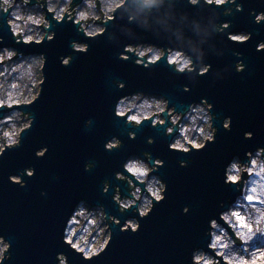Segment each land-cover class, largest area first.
I'll return each instance as SVG.
<instances>
[{
	"label": "water",
	"instance_id": "1",
	"mask_svg": "<svg viewBox=\"0 0 264 264\" xmlns=\"http://www.w3.org/2000/svg\"><path fill=\"white\" fill-rule=\"evenodd\" d=\"M81 2L73 0L69 9L73 15ZM237 2L243 3V12L222 16L221 20L231 21L230 32L252 33L251 39L244 44L227 42L225 45L218 37L217 48L224 49V55L209 53L207 63L212 65L213 71L225 66L232 70L215 82L209 73L195 84L176 76L163 64L149 70L136 66L134 57L129 61L118 59L114 44L103 37L86 39L77 33L71 21L60 25L52 21L50 30L56 32L52 42L41 46L17 45L5 20L0 18V36L4 37L0 50H5L2 49L5 46L16 49L17 52L12 50L16 53L13 59L19 53L27 56L42 52L47 57L42 74L45 81L37 101L32 105L31 102L13 105L11 109L0 107V119L12 111H20L27 119L32 113L35 118L31 129L23 134L21 146L0 157V235L12 244V258L6 264H57L58 252L68 255L69 264H191L192 249L207 250L208 221L218 219L219 213L240 196L235 188L223 184L225 165L234 156L244 160L245 152L264 147V51H256L257 43L264 41V23L255 24L254 17L249 15L252 9L264 11V0ZM140 7L141 0H130V10L138 11ZM97 8L101 18L96 23L103 26L105 20L102 21L98 0ZM184 11L191 15V10L177 6V0H164L159 11L153 9V18L163 19L171 14L176 19L169 22L178 23ZM43 12L45 20L49 21L51 13ZM41 27L46 31L43 24ZM190 27L189 23L187 35H192ZM223 39L227 41V36ZM72 40L87 43L88 53L73 52L69 46ZM233 51L242 55L237 58L232 55ZM68 55L73 57L70 66H61L59 58ZM238 59L246 65L245 71L240 73L235 71ZM4 63L6 60L0 65ZM117 80L126 85L122 91L116 87ZM183 85H188L191 91L183 92ZM136 92L164 96L178 111L207 98L217 117L215 143L184 155L169 151L171 137L164 136L163 128L154 129L149 123L140 129L127 126L123 120L115 118L114 105L119 97ZM226 117H231V131L222 126ZM87 120H92L90 127L85 126ZM129 131L137 132L136 140L128 138ZM248 131L254 134L251 140L244 139ZM113 136L123 141V147L109 153L104 144ZM150 136L155 138L152 145L146 143ZM43 146L48 152L43 158H37L35 152ZM146 152L153 159L165 162L156 175L167 185L166 199L156 204L147 218L140 220L141 228L135 234L130 230L120 232V226L110 225L113 235L107 250L93 261L82 260L62 241L69 215L83 200L91 209L103 206L121 223L133 218L132 211L120 214L112 201L116 186L121 188L122 195L128 192V178H124L125 183L117 181L114 172L122 171V164L128 158L144 153L147 156ZM181 159L190 161L187 167L179 166ZM89 161L95 167L85 171V163ZM25 168L35 169L33 177H23L26 187L9 181L10 175H19ZM105 180L112 184L106 195L102 194ZM132 187L130 185V190ZM221 202L224 207L220 206ZM185 206L190 209L186 215L182 213Z\"/></svg>",
	"mask_w": 264,
	"mask_h": 264
},
{
	"label": "clouds",
	"instance_id": "2",
	"mask_svg": "<svg viewBox=\"0 0 264 264\" xmlns=\"http://www.w3.org/2000/svg\"><path fill=\"white\" fill-rule=\"evenodd\" d=\"M73 0H0V18H3L8 26L11 37L15 44L24 46H41L44 42H52L56 32L51 31L52 21L57 25L70 22L77 33L83 34L88 40L105 38L109 43L116 46L118 59L122 61L133 60L138 67L154 69L157 65L163 64L176 76H183L195 84L200 77L212 74L215 80L223 79L224 73L231 71L230 66L213 71L212 65L207 63V56L212 53L217 56L224 55V49L217 48V38L220 42H231L233 44L247 43L252 36L250 32H230L231 21H222V16H230L234 13L243 12V3L237 0H177V6L186 10L180 14L178 23L175 17L166 14L165 18H153V9L159 11L164 5V0H141V7L137 10H130V0H99L105 24L103 31L96 23L97 13L95 11L97 0H82L77 5L76 18L68 13L65 19V10L72 4ZM31 4L29 8L28 5ZM11 10V12L9 11ZM47 10L51 13L49 21H45L46 31H38L29 24L38 25L39 16ZM227 13V14H225ZM249 15L254 17L253 22L257 25L264 23V11L257 12L252 9ZM10 16L17 22L10 23ZM23 17V25L19 22ZM141 17H143L141 19ZM91 20V23L81 21ZM190 23L192 35H187L186 27ZM155 25V27L153 26ZM227 41H224V36ZM152 39L149 40L148 37ZM203 36V38H201ZM46 37V38H45ZM124 39H121V38ZM156 41V43L152 42ZM4 43V37L0 36V44ZM70 48L75 53L87 54L89 45L84 42L72 40ZM5 50L16 49L3 47ZM256 51H264V41L256 45ZM19 53V56H22ZM233 56L239 58L242 54L233 51ZM61 66H70L72 55L61 56ZM47 57L44 53L27 55L20 60L21 65L28 63L29 69L39 64L43 69ZM30 62V63H29ZM246 65L238 59L235 64L237 73L245 71ZM41 81L38 95L31 102L37 101L42 91ZM118 90L125 89L123 81L115 82ZM182 91L188 93L191 88L188 85L182 86ZM12 93L7 99H0V107L5 104L12 108ZM142 97L143 102L130 104L129 98ZM152 101H155L153 103ZM213 105L207 98H201L199 102L190 103L184 111H178L175 105L170 106V101L164 96H149L143 92H136L119 97L114 105V116L134 129L142 128L146 123L154 129L163 128L164 136L171 137L168 143L169 151L190 155L193 151L199 152L208 144L215 143L218 129L214 127V120L217 118L212 111ZM183 117V119H181ZM34 116L25 120L20 118L18 112L13 111L10 115L0 119V124L8 123L11 128L19 129L13 135L0 136V157L6 152L19 148L22 144L23 134L30 130L34 123ZM92 120L85 121V126L90 127ZM223 128L231 131V117L223 120ZM130 140L137 139L136 131L127 133ZM253 132H245L244 139H253ZM202 141V142H201ZM148 145L155 143L154 137H148ZM123 147V141L113 136L104 144L105 151L111 153ZM48 148L43 146L35 152L37 158H43ZM147 153V152H146ZM245 159L234 156L224 167L223 184L235 188L240 196L231 203L227 210L219 213V217L211 218L208 221V230L205 235L209 238L203 248H194L190 253L191 264H250L251 259L264 257V248L256 247L249 251L251 243L258 236H264V147H256L254 150L245 152ZM164 161L153 159L150 153L142 156H132L122 164V171L114 172L117 181L126 183L128 192L122 195L121 188L116 186L112 201L118 206L120 214L128 211L133 212V218L126 219L123 223L114 215H109L103 206L90 209L86 201H79L66 221L63 230V244L76 255H79L86 262L93 261L103 254L111 240L112 232L110 225H117L120 232L137 233L140 228V220L147 218L153 211L156 204L166 199V183L156 173L164 167ZM189 160L181 159L179 166L185 168ZM95 165L86 162L84 170L91 171ZM35 175L34 168H25L19 175H10L9 181L13 184L26 187L24 176L29 178ZM58 179V177H56ZM125 183V182H124ZM130 185L133 186L130 190ZM112 188L111 181H103L102 194H108ZM46 195V193H42ZM221 207H224L221 202ZM85 210L101 213V223L106 226L104 234L94 219L84 216ZM190 209L185 206L183 214H188ZM77 216H83L87 223L82 230L73 225H79ZM138 216V218H137ZM95 228V234H93ZM251 242V243H250ZM12 244L3 235H0V264H6L11 260ZM57 264H69L68 255L64 252L56 253Z\"/></svg>",
	"mask_w": 264,
	"mask_h": 264
},
{
	"label": "rangeland",
	"instance_id": "3",
	"mask_svg": "<svg viewBox=\"0 0 264 264\" xmlns=\"http://www.w3.org/2000/svg\"><path fill=\"white\" fill-rule=\"evenodd\" d=\"M17 3H21V0L18 1ZM28 7L30 8L31 6L28 5ZM70 8L71 5L66 8L65 13L68 12L73 13L71 10H69ZM76 9L77 7L74 10ZM100 10H101V5H100ZM95 11L97 13L96 20H98L101 18V13L97 8V3H96ZM72 16L73 17L75 16L74 17L75 19L76 13L74 15L72 14ZM39 20L40 23L38 25H33L30 23L29 26L32 27L33 29L43 32L45 30L43 27H41V25L43 24V26H45V21H46L44 12H42L41 15L39 16ZM102 21H104V17L102 18ZM16 22L17 21L10 16V23H16ZM19 22L23 25V17ZM82 23H88V21L87 22L83 21ZM89 23H91V21ZM97 24L101 26L100 30L102 31L103 26L100 23ZM15 56L16 53L12 50H0V63L6 60V63L0 65V99H7L8 94L12 93L11 96L12 106L32 102L38 95L40 89V83L42 81V73H41L42 67L39 64L33 65V67L29 69L28 63H25L23 65H21L20 63V60L24 59L25 56H20L13 59ZM141 102H143L142 97L129 98L130 104H139ZM152 102L155 103V101ZM4 106L7 105L5 104ZM12 112L8 113L7 115H10ZM15 112L19 113L20 118L29 120L27 119L28 116L26 115L22 116L23 114L20 111H15ZM18 130L19 129L14 130L13 128H11L8 123L0 124V136L3 135L11 136L14 134L15 131ZM84 216H87L90 219H94L96 221V224L99 225L100 228L102 229V232L106 234L107 228L105 225L101 223V213L92 212V210H85ZM77 219L80 220V224L73 225V227H77L80 230H82L83 226L87 223V220L83 216H77ZM93 234H95V228H93ZM254 239L255 240L253 241V243L250 242L251 247L249 248V251L255 249L258 246L264 248V236H258L257 238ZM250 264H264V257H261L260 259H251Z\"/></svg>",
	"mask_w": 264,
	"mask_h": 264
}]
</instances>
